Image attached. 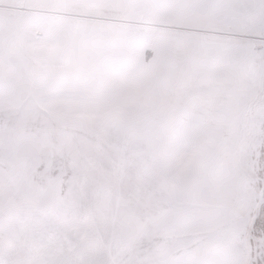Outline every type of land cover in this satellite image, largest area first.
Returning <instances> with one entry per match:
<instances>
[{
  "label": "snow or ice",
  "instance_id": "1",
  "mask_svg": "<svg viewBox=\"0 0 264 264\" xmlns=\"http://www.w3.org/2000/svg\"><path fill=\"white\" fill-rule=\"evenodd\" d=\"M0 264H264V0H0Z\"/></svg>",
  "mask_w": 264,
  "mask_h": 264
}]
</instances>
